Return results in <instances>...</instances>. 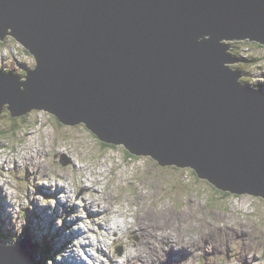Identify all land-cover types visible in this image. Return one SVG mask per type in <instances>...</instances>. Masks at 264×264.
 I'll return each instance as SVG.
<instances>
[{
  "label": "water",
  "instance_id": "obj_1",
  "mask_svg": "<svg viewBox=\"0 0 264 264\" xmlns=\"http://www.w3.org/2000/svg\"><path fill=\"white\" fill-rule=\"evenodd\" d=\"M9 35L36 66L23 80L0 72V114L45 110L264 199V91L238 82L230 65L248 61L228 45L264 47V0H0V42ZM29 241L0 239V264H38Z\"/></svg>",
  "mask_w": 264,
  "mask_h": 264
},
{
  "label": "rangeland",
  "instance_id": "obj_2",
  "mask_svg": "<svg viewBox=\"0 0 264 264\" xmlns=\"http://www.w3.org/2000/svg\"><path fill=\"white\" fill-rule=\"evenodd\" d=\"M240 42L231 46L235 51L247 47V54L243 56L257 61L255 64L249 61L235 63L230 68L240 73L248 71L250 79L253 78L251 81L248 75H241L239 83L248 80L250 84L244 85L253 87L252 84L257 83L264 86V47L249 41ZM9 51L23 62L24 69L16 68L15 73L12 72L23 80L25 68H35V59L8 36L0 42V53H3L2 57H8ZM29 63L30 66L26 65ZM2 113L0 235L7 238L5 242L10 245L27 236L33 246L39 244L42 248L47 242L52 255L68 239L73 246L70 248L66 243V249L80 251L79 255L87 264H120L135 251L142 252L148 259L168 257L169 261L170 252L171 258L181 253L180 264H264L262 197L219 190L197 177L192 168L160 166L149 156L130 158L120 145L104 149L102 142L86 129L84 123L66 126L45 110H32L15 121H11L7 110ZM9 125L16 128L9 131ZM95 180L100 184L96 185ZM79 184L89 187V191L82 195ZM57 186H68L70 201L73 204L77 201L75 204L81 206L80 200L75 201L77 197L91 200L93 191H103L102 214L91 218L89 213L79 209L78 215L83 222L70 226L76 216ZM137 215H146V219L138 221ZM104 221L111 226L126 225L122 226L121 233L113 234L97 225ZM143 223L148 228L145 229L148 236L145 246L138 232ZM238 227L240 231L236 232ZM78 228L85 230L87 240L72 234ZM167 238L177 244L182 238L191 243L204 240L205 254L195 252L198 245L179 253L157 246L160 240L167 246ZM82 241L96 244L86 250L97 261H91L90 256L85 255ZM73 251L67 252L68 258ZM103 251L108 253V259ZM53 256L52 261L42 262L39 253L37 261L39 264H60L62 254L58 259L55 254Z\"/></svg>",
  "mask_w": 264,
  "mask_h": 264
},
{
  "label": "bare ground",
  "instance_id": "obj_3",
  "mask_svg": "<svg viewBox=\"0 0 264 264\" xmlns=\"http://www.w3.org/2000/svg\"><path fill=\"white\" fill-rule=\"evenodd\" d=\"M10 36V35H9ZM11 37V36H10ZM6 38V37H5ZM3 42H4V40H3ZM23 49H24V53H26L27 55H29L30 56V54H28V51H26V49L21 45V44H19ZM26 65H31L30 63L29 64H26ZM32 70V69H31ZM25 71H29V70H27V69H25ZM0 72L1 73H7V71H1L0 70ZM9 74H12V75H14V76H16L14 73H10L9 72ZM41 111H43V110H41ZM48 113V112H47ZM90 177H92V175L90 176ZM89 179H87L86 178V181H88ZM91 182H92V180H91ZM94 183L97 185V184H100V181H98V180H95L94 181ZM58 187V192L59 193H61L62 194V196H63V198L65 199V202H66V205L67 204H69L70 203V205H72V208H71V211L73 212V214L76 216V218L73 220V222H70V226H77L79 223H81V222H83L82 220V218L80 217V215H78V214H80V212L81 211H79V209L80 210H83V211H85V212H87V213H89L90 214V217L92 218V217H98L100 214H102V210L104 209V205L102 204V201H101V198H102V196H103V194H104V192L103 191H100V192H98V191H93L95 194H94V196L91 198V200H89V199H85L83 196H79V197H77L76 199H75V201L76 200H80L81 202H82V206H81V204L80 203H77V204H73L70 200V197H69V193L71 192V190H70V188L68 187V186H62V187H60V186H57ZM78 188H80V190H81V192H82V195L83 194H85V193H87L88 191H89V187H86V186H83V187H81L80 186V184H79V186H78ZM73 202H74V200H73ZM68 207H69V205H68ZM68 210V209H67ZM66 210V211H67ZM75 212V213H74ZM90 219V218H89ZM144 219H146V215L145 216H143V217H141L140 215H137V219L136 220H138V221H141V220H144ZM151 223V221H148V223ZM140 224V223H139ZM138 224V225H139ZM80 225V224H79ZM97 225H99V227H101V229L103 230V231H106V232H113V234H116L117 232H120L121 233V231H122V226H125L126 224H124L123 223V225H121L120 223L119 224H116L115 226H111L110 224H108V222L107 221H104V222H100L99 224H97ZM147 228V226H146V224H144L143 223V225H142V227L141 228H139L138 229V232H140V235H141V238L143 239V245H144V242L145 241H148L147 240V238H148V236H147V233H146V229ZM100 229V230H101ZM148 229V228H147ZM233 230V229H232ZM235 230H237L236 232H239L240 230H239V227H238V229H235ZM76 238H78V237H82V239H84V240H87L85 237H84V234H85V230L83 229V228H78V229H75L74 230V232L72 233ZM204 236H202L201 238H203ZM61 238H59L58 240H60ZM70 239H72V238H70ZM183 240L179 243V244H177V242H175V240H172V239H168L167 238V243H168V245L167 246H165L163 243H162V240H160L159 242H157L156 244H157V246H159L160 248H164V247H166L167 249H172V250H174V251H176V252H178V251H186V249L189 247H194V246H197V248H196V251L195 252H203L204 254H205V248H204V240H201L200 241V243H191V242H189L187 239H184V238H182ZM57 240V241H58ZM83 242V241H82ZM66 243H69V245H70V248L73 246H71V243H70V241L67 239L66 240V242H64V244L62 245V246H60L58 249H55L54 250V252H52L53 254H55V256H56V258L58 259V258H60V256H61V254H62V257H63V259H61L60 260V264H87L86 263V261H84V259L82 258V256H80L79 255V253H80V251H79V253H77L76 252V250L75 251H73V253H71V256H70V258H68V253L67 252H72L71 250H68V249H66V247H65V245H66ZM83 244H84V242H83ZM82 244V245H83ZM77 245V244H76ZM94 246H96V244H94L93 242H91V241H86L85 242V244H84V249H85V252L87 253V248H91V247H94ZM145 246V245H144ZM35 247V249L37 250V252H40V245L39 244H37L36 246H34ZM47 247L51 250V248H50V246L49 245H47ZM102 247V246H101ZM76 248V246H74V249ZM198 248H200V249H198ZM198 249V250H197ZM83 250V249H82ZM52 251V250H51ZM84 252V251H83ZM84 252V253H85ZM104 252V251H103ZM65 253L67 254V255H65ZM85 253V255L86 256H90V260L91 261H97V259H95V256H93V255H90L89 253H87L86 254ZM179 253V252H178ZM53 254H52V256H53ZM104 254H105V258H107L108 259V253L105 251L104 252ZM197 254V253H196ZM83 255V254H82ZM179 255L180 256H178V257H176V258H171L172 257V253L170 252V261L169 260H167V258L168 257H154V256H152V258H150V259H148L147 257H146V255H143V253L142 252H140V251H138V252H134L133 254H131V255H129L128 257H126V259H125V261L124 262H122V263H120V264H138V263H140V264H180V262L182 261V256H181V253H179ZM54 257V256H53ZM85 257V256H84ZM104 257V256H103ZM99 258V257H98ZM41 259H42V262H44V260H45V256L43 255V256H41ZM87 259H88V257H87ZM86 259V260H87ZM111 260V259H110ZM109 260V261H110ZM167 260V261H166ZM100 261V260H99ZM40 262V261H39ZM39 262H38V264H39ZM111 262V261H110ZM91 263V262H90ZM42 264V263H41ZM94 264V263H93Z\"/></svg>",
  "mask_w": 264,
  "mask_h": 264
},
{
  "label": "trees",
  "instance_id": "obj_4",
  "mask_svg": "<svg viewBox=\"0 0 264 264\" xmlns=\"http://www.w3.org/2000/svg\"><path fill=\"white\" fill-rule=\"evenodd\" d=\"M235 43H241V42H231V43H228V45H229V47H231L230 48V54L231 55H233V57L234 58H236V59H238V60H244V61H249L250 63H253V64H255V62L257 61L255 58H252V59H249L248 57H244L243 56V54L247 51V48H245L244 50H243V48H241L240 50H237V51H235L234 50V46L232 47L231 46V44H235ZM257 47L258 46H260V45H258V44H256V43H254ZM29 54V53H28ZM245 54H247V53H245ZM242 73V75H248L247 76V78L248 79H250V77H249V72L247 71V72H241ZM251 80V79H250ZM244 83L243 84H250L249 83V81L248 80H245V81H243ZM252 86L254 87V88H261L260 90H264V86L262 85V84H252ZM8 111V110H7ZM3 114V113H2ZM1 114V115H2ZM10 114V113H9ZM27 115V114H26ZM53 116V115H52ZM20 117H22V116H20ZM19 116L18 117H11L10 115H9V118L10 119H12L11 121H15L14 119H17V118H20ZM23 117H25V115L23 116ZM57 119V118H56ZM58 120V119H57ZM14 128H16V126L15 125H9V131H11V130H14ZM5 134H7V132L5 133ZM101 145H102V147L105 149V148H112L113 146L112 145H107V144H104V143H101ZM128 155V157H130V158H132L133 157V155H131V154H127ZM0 239H2V240H4V241H7V238H5V237H2V236H0ZM45 242V241H44ZM44 245H43V247L42 248H40V257L41 256H45V259H48V260H53V256L52 255H50V249L47 247V245H49L47 242H45V243H43Z\"/></svg>",
  "mask_w": 264,
  "mask_h": 264
},
{
  "label": "built area",
  "instance_id": "obj_5",
  "mask_svg": "<svg viewBox=\"0 0 264 264\" xmlns=\"http://www.w3.org/2000/svg\"><path fill=\"white\" fill-rule=\"evenodd\" d=\"M0 61H4V64L7 67H10L14 69V71H16V68H21L23 62L19 61L18 58H14V52L9 51V56L8 57H0ZM12 70V69H11ZM13 72V71H10Z\"/></svg>",
  "mask_w": 264,
  "mask_h": 264
},
{
  "label": "flooded vegetation",
  "instance_id": "obj_6",
  "mask_svg": "<svg viewBox=\"0 0 264 264\" xmlns=\"http://www.w3.org/2000/svg\"><path fill=\"white\" fill-rule=\"evenodd\" d=\"M18 50H20L21 51V48L20 47H16ZM3 56V53H0V57H2ZM0 69H3L4 71H12L11 69V65H10V67H7L5 64H4V61H0ZM21 69H23V68H19L18 70H21ZM14 73H15V71H13Z\"/></svg>",
  "mask_w": 264,
  "mask_h": 264
},
{
  "label": "clouds",
  "instance_id": "obj_7",
  "mask_svg": "<svg viewBox=\"0 0 264 264\" xmlns=\"http://www.w3.org/2000/svg\"><path fill=\"white\" fill-rule=\"evenodd\" d=\"M247 48V47H246ZM245 48H243V50H244ZM248 50V49H247ZM229 53H230V49H229ZM233 56V55H232ZM46 260V262H49L50 260H48V259H45ZM44 260V261H45Z\"/></svg>",
  "mask_w": 264,
  "mask_h": 264
}]
</instances>
